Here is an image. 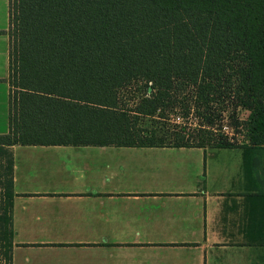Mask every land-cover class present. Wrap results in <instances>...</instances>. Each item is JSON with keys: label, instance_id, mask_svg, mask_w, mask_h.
Returning a JSON list of instances; mask_svg holds the SVG:
<instances>
[{"label": "trees", "instance_id": "obj_1", "mask_svg": "<svg viewBox=\"0 0 264 264\" xmlns=\"http://www.w3.org/2000/svg\"><path fill=\"white\" fill-rule=\"evenodd\" d=\"M7 34L0 145L163 146L168 138L234 147L212 131L232 102L231 128L246 131L245 145L264 147V0H9ZM238 106L252 111L249 120L234 117ZM175 110L198 120L195 138L140 125ZM9 239L11 229L8 264Z\"/></svg>", "mask_w": 264, "mask_h": 264}, {"label": "crops", "instance_id": "obj_2", "mask_svg": "<svg viewBox=\"0 0 264 264\" xmlns=\"http://www.w3.org/2000/svg\"><path fill=\"white\" fill-rule=\"evenodd\" d=\"M9 0H0V134ZM10 264H264V147L0 145Z\"/></svg>", "mask_w": 264, "mask_h": 264}, {"label": "rangeland", "instance_id": "obj_3", "mask_svg": "<svg viewBox=\"0 0 264 264\" xmlns=\"http://www.w3.org/2000/svg\"><path fill=\"white\" fill-rule=\"evenodd\" d=\"M130 94L128 93L129 97ZM232 102L227 105V109L216 118V125L212 128V131L216 134L213 135V138H218L219 135L217 133L225 135L227 140L233 145L242 146L245 145V130H236L231 128V123L233 122L232 117L229 114L232 113ZM216 107L214 106V111ZM221 109V108H220ZM219 110V109H217ZM233 115L239 120H249L252 116V111L237 107L233 110ZM168 119H158V118H144L140 121V125L147 126L148 128H156L158 134L165 131H174V130H182V134L187 137L195 138L197 134L196 128H198V120L194 119V115L190 113L188 116H182L178 110L170 112L168 114ZM220 127V129H219ZM216 129V130H215ZM210 137L209 135H207ZM193 141V140H191ZM165 145H173L174 143L170 141V139L166 138L163 141ZM10 154L7 150H0V264H8L6 259V251L8 250L6 243L9 238V232L11 229V217H10V207H8V185H9V177H10ZM11 242L12 240L9 239Z\"/></svg>", "mask_w": 264, "mask_h": 264}]
</instances>
